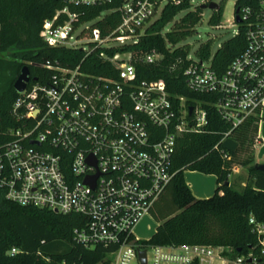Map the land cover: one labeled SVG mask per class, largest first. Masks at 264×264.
Returning <instances> with one entry per match:
<instances>
[{
  "label": "built area",
  "instance_id": "obj_1",
  "mask_svg": "<svg viewBox=\"0 0 264 264\" xmlns=\"http://www.w3.org/2000/svg\"><path fill=\"white\" fill-rule=\"evenodd\" d=\"M112 1L64 0L44 20L41 35L48 47L79 49L83 56L75 67L45 63L53 73L29 82L14 101L10 139L0 144V186L6 198L82 216L73 241L86 248L104 246L101 264H142V251L146 264H264V237H259V252L237 254L225 246L156 245L135 234L175 175L178 137L206 131L207 105L234 128L249 117L264 121V0H236L231 23L239 27L236 35L244 30L247 43L226 71L214 70L211 60L188 56L184 76L187 88L198 95L191 98L195 104L186 96L172 97L164 80L139 79L136 63L159 65L161 53L138 56L127 49L167 3L181 0H118L120 20L108 32L94 26L96 20L79 22L77 7ZM92 55L116 75L83 70ZM250 222L264 234V224L254 217ZM22 252L12 247L7 254Z\"/></svg>",
  "mask_w": 264,
  "mask_h": 264
},
{
  "label": "trees",
  "instance_id": "obj_2",
  "mask_svg": "<svg viewBox=\"0 0 264 264\" xmlns=\"http://www.w3.org/2000/svg\"><path fill=\"white\" fill-rule=\"evenodd\" d=\"M119 3L114 0L77 7L79 22L96 20L94 26L102 31L113 30L120 20ZM64 5V0H0V70L5 68L12 76L28 65L32 78L44 81L53 73L43 66L47 62L68 67L81 63V50L50 48L42 39L44 20L53 17ZM182 12L184 14L176 19ZM202 15V7L194 6L193 0L166 4L160 17L148 25L140 41L127 46L138 56L151 51L163 55L159 65L139 60L136 63L139 79L164 80L172 97L186 96L187 103L195 104L191 98L198 95L187 88L184 76L190 47L182 42L196 32ZM222 15L223 6L220 5L210 23L220 25ZM240 29V34L222 43L214 54L212 43H203L197 51L198 58L211 60L212 68L219 73L226 71L246 46L245 32ZM82 65L83 70L91 73L116 75V70L95 55ZM16 79L0 94V144L10 139L7 133L13 125L10 110L19 94L14 88ZM206 107L209 111L206 131L185 133L177 139L172 162L175 175L150 209L158 227L150 239L142 242L225 246L237 254L250 250L259 252V237L264 234L259 235L250 220L254 217L264 224V172L255 168L259 162L254 149L260 140V121L249 117L234 128L211 105ZM227 135L239 144L234 152L224 149L222 140ZM236 167L249 170L247 185L242 189L231 181ZM187 170L216 175L214 195L207 199L196 198L185 180ZM83 223V217L77 214L64 215L21 206L8 200L0 186V264H101L106 256L104 246L86 248L73 241L75 228ZM12 247L24 252L10 256L7 251Z\"/></svg>",
  "mask_w": 264,
  "mask_h": 264
},
{
  "label": "rangeland",
  "instance_id": "obj_3",
  "mask_svg": "<svg viewBox=\"0 0 264 264\" xmlns=\"http://www.w3.org/2000/svg\"><path fill=\"white\" fill-rule=\"evenodd\" d=\"M211 1H214L216 3H219V5L223 6V15L221 19L220 25H212L210 23V18L214 13V10L210 8L203 9V15L201 18L200 23L196 27V32L193 33L191 36L187 37L186 40L182 42V44H187L190 47V53L189 56L191 58L197 59V51L200 48V46L203 43L211 42L212 43V53L214 54L224 43L226 40L234 37L236 33L238 32V25L235 23H231L235 18V3L236 0H193V5H201L203 3H209ZM184 12H182L180 15L176 17L179 18L182 16ZM172 26V23L169 24L168 28ZM2 57V55H1ZM19 72L15 71L14 74L11 76L9 71L7 69H1L0 70V94L6 88L9 86L12 81H14V78L18 77ZM261 132L264 130V122L261 124ZM259 143L256 142V145ZM256 150L257 155L259 154L260 150L259 147L254 148ZM240 170L236 173H233L235 175V181L238 189H242L247 185L248 182V175L249 170L246 167H238ZM237 168V169H238ZM201 173L198 171H191L187 170L184 173V176L187 178L196 176ZM200 175V174H199ZM158 227V222L151 216V214H148L143 217L142 221L139 223L138 227L135 230V234L138 238L142 240H147L152 237V235L155 233L156 229ZM214 264H219L218 262H215Z\"/></svg>",
  "mask_w": 264,
  "mask_h": 264
},
{
  "label": "crops",
  "instance_id": "obj_4",
  "mask_svg": "<svg viewBox=\"0 0 264 264\" xmlns=\"http://www.w3.org/2000/svg\"><path fill=\"white\" fill-rule=\"evenodd\" d=\"M263 122H261L259 125L258 136L260 140H259V143L256 145V149L257 147H259L260 152L257 155L255 151L256 161L259 163H264V130L263 132H261V128H260ZM239 170L240 169L238 168L237 170H234L233 173H236ZM196 174L198 175L190 177V178H187L185 176V180L187 184L189 185L194 196L199 199H207L213 196L215 193L216 187H217V176L214 174H205L202 172L196 173ZM234 178H235V175L232 174L231 181L235 183L236 181Z\"/></svg>",
  "mask_w": 264,
  "mask_h": 264
},
{
  "label": "water",
  "instance_id": "obj_5",
  "mask_svg": "<svg viewBox=\"0 0 264 264\" xmlns=\"http://www.w3.org/2000/svg\"><path fill=\"white\" fill-rule=\"evenodd\" d=\"M200 6L202 7V9L210 8L212 10H218L220 8L219 3H216L214 1H211L208 4L207 3H203ZM236 21L238 23L241 22V19H240L239 15H237ZM31 81L35 82V81H37V78H32L31 72H30V67L28 65H24L22 67V69H21V71H20L17 79L14 82V88H15V90L18 93L19 92H22L26 88L27 84L29 82H31ZM192 111H193V107L191 106L190 107V113H192ZM223 146L228 151L234 152V151L237 150L239 144L235 140H233L231 138H228V139H226L224 141ZM255 168L257 170H259V171L264 172V163H257L255 165ZM241 250L242 249H239L238 251L241 252ZM140 255H141L142 264H146V262H147L146 261V252L145 251H142L140 253Z\"/></svg>",
  "mask_w": 264,
  "mask_h": 264
}]
</instances>
